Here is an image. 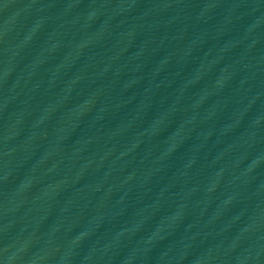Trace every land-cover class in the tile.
I'll use <instances>...</instances> for the list:
<instances>
[{"label": "water", "instance_id": "1", "mask_svg": "<svg viewBox=\"0 0 264 264\" xmlns=\"http://www.w3.org/2000/svg\"><path fill=\"white\" fill-rule=\"evenodd\" d=\"M0 264H264V0H0Z\"/></svg>", "mask_w": 264, "mask_h": 264}]
</instances>
